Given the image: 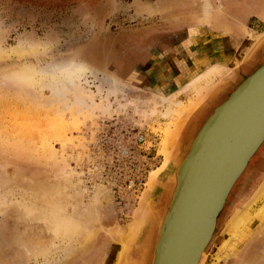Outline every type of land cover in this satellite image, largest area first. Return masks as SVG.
<instances>
[{"label":"rangeland","instance_id":"1","mask_svg":"<svg viewBox=\"0 0 264 264\" xmlns=\"http://www.w3.org/2000/svg\"><path fill=\"white\" fill-rule=\"evenodd\" d=\"M240 5L244 13L260 7L264 18V0H0V264L115 263L119 236L128 238L150 172L162 165L167 122L177 124L239 66L264 33V20L247 22L249 39L229 67H210L195 81L191 73L173 81L170 70L166 80L154 78L163 71L154 62L140 70L141 39L198 23L226 29L223 12ZM262 62L264 47L246 64L251 72ZM243 65L240 75L250 73ZM76 68L86 69L79 78L71 75ZM146 99L161 101L148 118L131 105ZM165 99L179 103L167 117ZM141 173L144 185L130 188ZM97 192L99 205L91 203ZM263 197L264 143L233 187L203 264L212 263L228 229L243 215L250 219ZM76 213L95 228L86 243L55 233ZM250 226L253 235L258 222ZM257 238L239 241L236 253L250 251ZM132 259L139 261L138 253L131 251ZM233 263L234 256L220 264Z\"/></svg>","mask_w":264,"mask_h":264},{"label":"water","instance_id":"2","mask_svg":"<svg viewBox=\"0 0 264 264\" xmlns=\"http://www.w3.org/2000/svg\"><path fill=\"white\" fill-rule=\"evenodd\" d=\"M233 68L183 115L170 138L168 160L126 239L128 255L140 257L134 263H204L231 191L264 143V63L243 75Z\"/></svg>","mask_w":264,"mask_h":264},{"label":"bare ground","instance_id":"3","mask_svg":"<svg viewBox=\"0 0 264 264\" xmlns=\"http://www.w3.org/2000/svg\"><path fill=\"white\" fill-rule=\"evenodd\" d=\"M263 42H264V33L261 34L258 42L254 46H252V47L250 46V48L248 50L249 54L247 53L248 55L242 59V61L239 63V66L242 63H244L247 59H249V57H251V54H253V53L256 54L258 51L255 52V48L257 46L261 45ZM2 57H3L2 53L0 52V58H2ZM239 66H236V67H239ZM85 70L86 69H84V68H76L75 71L71 72V75L73 77L79 78L81 75H83V72ZM232 71L228 70L227 75H230V73H232ZM227 75H225V76H227ZM232 75H234V74H232ZM202 97H200L198 99V101L195 104H193V107L191 106L190 109L187 110L186 112H189L190 110H192L195 107V105L199 102V100L202 99ZM165 100L167 101L166 104H168V105L166 106V110L161 115H163L164 117H167L173 111L172 105L174 107H179V103L178 102H172L170 99H165ZM79 104H77V105H79ZM160 104H161V101H159V102L154 101L153 102V101L148 100V99H146L144 101H139L138 104H135V102L133 100L131 101V105H133L134 111L137 113L139 112L141 114V116H146V117H147V115L155 114L154 109L157 108L155 106L160 105ZM81 105H79V107H81ZM85 107H86V105H85ZM109 108H108V110L110 111ZM103 111L104 110L102 109V113H103ZM180 111H182V110L180 109ZM183 111H182V113H183ZM105 112H107L106 109H105ZM186 112H184V113H186ZM167 123L168 124H167V127L164 129L165 131H163L164 136H163V139L161 141V153L164 154V158H163L164 161H162L163 165H161L156 171L150 172V175L147 179V183L145 184V187H147V189L144 190L143 195L141 194L142 198H140L141 200L139 201V206L136 209V212L134 213V215H135L134 219H136L139 209H142V207H143V200H144L145 195L149 191L151 181L161 171V169L164 167V165L166 164V162L168 160V158H166V156H167V153H166L167 144L169 143L170 138L173 137V135H174V133L178 127L179 122L176 124V121L173 122L170 120V122H167ZM56 136H59V138H63L60 133L57 134ZM71 172H72V170H71ZM68 183H69V181H68ZM67 187H71V186H67ZM67 189L68 188H66V190ZM81 191L78 192V197L80 196V194H82L83 191L82 192ZM68 193H67V195H68ZM73 194H75V193H73ZM100 199H101L100 194H99V192H97L94 194L91 203L92 204H96V203L98 204ZM45 208H46V206H45ZM79 214L80 213H76V216H73V218L71 217V218L62 219L61 223L58 225V228L56 229L55 233H58L62 240H64L66 236L69 237V236H72L74 234V235H79L82 238L81 243H86V241L91 239L92 236L94 235L95 228L90 223L91 220L90 219L87 220L84 215L78 216ZM91 214L94 215L93 212ZM71 216H72V214H71ZM249 217H250V219H248L247 215H243L242 217H240V219L238 221H236L228 229L227 237L218 246L216 252L214 253L213 261L211 264H220L221 261L228 259L229 257H233V256H234V263L233 264H262V261L264 259V197H263L261 203L259 204V206H257V208H255V209H252ZM254 221L258 222V226H257V229L255 230L254 234L252 235V234H250L251 233V231H250L251 226L250 225ZM88 224H91V225H88ZM132 227H133V223L129 226L130 232L132 231ZM151 231H152V229L150 230V233H151ZM257 236H259L260 238L256 242V244H254V246L252 247V249L250 251H245V248H246V246H245L242 249V253L241 252L236 253L237 252L236 251V247H237L236 245H237V243H239V241H241V240L243 241L245 239L253 241L255 239H258ZM119 237H120L119 242H120V248L121 249L117 253V259H116L114 264H137V263H134L136 261L135 259H132L129 263L127 262V258L129 257V255H128V249H129L128 242L125 239H123L121 236H119ZM66 240H68V239H66ZM68 244H70V243H68Z\"/></svg>","mask_w":264,"mask_h":264},{"label":"crops","instance_id":"4","mask_svg":"<svg viewBox=\"0 0 264 264\" xmlns=\"http://www.w3.org/2000/svg\"><path fill=\"white\" fill-rule=\"evenodd\" d=\"M243 9L244 6L242 5H240V8L232 10V12H229V10L225 9V18L222 26H225L226 29L216 26L213 27L212 25L211 29H209L208 24L205 23H196L197 25L194 27L191 25V30L195 28L196 29L192 34V38L189 40L190 45L193 47V50L191 49V53H193L194 57V62L192 63V72L190 75H197L196 77L191 78V81H195L198 79V77L204 75L209 69H211L210 67L216 65L229 67L230 62H232L234 59L244 40L249 39V37H246L245 34L247 22L255 18L261 19L259 14L261 10L260 7L251 6V10L245 13L243 12ZM236 11L238 14H233V12ZM229 14L235 15L236 17H232ZM231 17L233 20H235H231ZM261 20H264V18ZM181 27L175 29L173 28V30H178ZM179 49L181 53L184 50L182 48ZM187 85L181 89L180 87L177 88L180 89L178 92H183L185 89H187Z\"/></svg>","mask_w":264,"mask_h":264},{"label":"flooded vegetation","instance_id":"5","mask_svg":"<svg viewBox=\"0 0 264 264\" xmlns=\"http://www.w3.org/2000/svg\"><path fill=\"white\" fill-rule=\"evenodd\" d=\"M166 6L168 7L169 4L166 3ZM173 9L176 10L174 7ZM191 31V28L187 30V28L182 27L178 30H163L155 34L152 33L149 36L146 35V38H142L143 43L141 45L143 46L140 50L143 54L139 63L140 70L148 65V61L154 62V66H160L163 70L161 75L158 72L156 73L157 76L153 75L154 78L166 80L169 78L168 72L170 70L172 74H176L173 81L184 80L185 76L187 77L192 72V63L194 62L193 53H191L193 47L189 41L192 38ZM179 48L184 49L182 53ZM251 67V63L241 66L247 72H250Z\"/></svg>","mask_w":264,"mask_h":264},{"label":"built area","instance_id":"6","mask_svg":"<svg viewBox=\"0 0 264 264\" xmlns=\"http://www.w3.org/2000/svg\"><path fill=\"white\" fill-rule=\"evenodd\" d=\"M128 154H129V151L124 149L122 152L123 157H127ZM145 178H146L145 173H141L139 176H136L134 179L129 181L130 188L137 189V190L140 189V187L144 185ZM137 190H134V191H137Z\"/></svg>","mask_w":264,"mask_h":264}]
</instances>
